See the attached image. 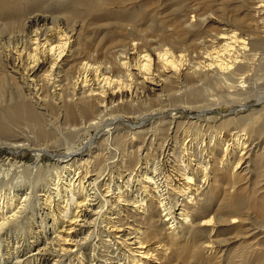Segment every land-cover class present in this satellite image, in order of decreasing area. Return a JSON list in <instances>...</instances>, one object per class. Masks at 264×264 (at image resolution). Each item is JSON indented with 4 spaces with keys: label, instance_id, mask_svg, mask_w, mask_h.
I'll return each mask as SVG.
<instances>
[{
    "label": "bare ground",
    "instance_id": "bare-ground-1",
    "mask_svg": "<svg viewBox=\"0 0 264 264\" xmlns=\"http://www.w3.org/2000/svg\"><path fill=\"white\" fill-rule=\"evenodd\" d=\"M262 50L264 0H0V149L14 153L11 147L22 142L44 152L59 132L101 131L122 114L137 112L140 120L158 111L172 116L151 121L148 143L135 137L141 123L129 125L131 145L135 138L143 143L136 150L141 156L133 166L135 153L124 147L109 164L118 182L103 196L101 213H92L88 188L105 168L100 153L90 164L97 174L71 160L45 178V186L40 183L43 214L51 217L60 252H75L83 228L97 224L118 264H158L159 253V264H264V186L235 191L238 181L224 172L249 164L256 148L261 151L251 165L253 184L264 185V109L259 115L238 111L246 107L250 80H263ZM214 104L236 105L234 115L174 117L182 105L205 114ZM113 132L105 134L99 152L125 144L126 133ZM253 136L263 139L253 145ZM14 194H0V231L25 218L30 196ZM238 240L231 253L228 246Z\"/></svg>",
    "mask_w": 264,
    "mask_h": 264
},
{
    "label": "rangeland",
    "instance_id": "rangeland-1",
    "mask_svg": "<svg viewBox=\"0 0 264 264\" xmlns=\"http://www.w3.org/2000/svg\"><path fill=\"white\" fill-rule=\"evenodd\" d=\"M87 1H89V0H87ZM205 24H206V22L204 23V25ZM262 51L263 52L260 53L261 55H263L262 53H264V50H262ZM260 71H262V70H260ZM257 73L258 74L256 75V78L258 77V75L261 74L259 71H257ZM261 79H263V80H260V79L257 81H255L254 79L250 80V82H252V83H250L251 84V91L249 92V97L243 102L246 107L238 110V111H240V113H249V112L255 110V112L257 111V113H255V114H258V113H260V109L263 113V109H264V76L261 77ZM198 95H200L199 97H203L202 99L206 100L205 95H202L200 92ZM204 96H205V98H204ZM199 99H201V98H199ZM213 99H214V101H213ZM207 101L208 100H206V102ZM211 102L214 103L215 98H212ZM202 103L209 104V102L205 103V101ZM202 103H200V106H202ZM221 105H223V106H221ZM229 105L230 104H227V105L226 104H214V105H211V108H210V106L209 107L206 106L208 109H210V113L205 112V114H201L204 111H202L200 109L198 111L197 109L194 110L191 108L190 109L191 111H190L189 107L182 105L183 106L182 108L180 106V109L174 110V113H175L174 117H176V121H178L177 119H179L180 121L181 120L182 121H190L192 119V121H194L196 119L203 118L205 115H208V116L211 115V117L214 118V120L215 119H223V118H226L228 116L234 115V114H232V112H233L232 109H234L236 107V105L235 106L234 105L229 106ZM184 108H185V110H184ZM200 108H202V107H200ZM161 109L162 108H159V110H161ZM251 109H253V110H251ZM162 112L158 111L155 115L148 116V120H140L141 117L140 118L137 117V115H138L137 112L135 113L136 115L135 114L134 115L122 114L121 115L122 117H115L110 121L109 127L107 128L108 130L103 129L100 131V129H98V131H97V129H90L89 132L76 130L75 133H73V134L72 133L68 134V133H63V132L60 133L59 132L57 140L55 138V139H53V142H49L48 147L44 150V152H39L38 148L29 147L28 145L25 146V144L24 145L22 144V146H21L22 142H20L19 144L16 143L14 145V147H11V148H13V150H15L14 153H12V151H10L7 147L0 149V192L2 194L3 193L7 194L8 192H12L13 194L15 193L13 196H16V193H17V197H23L27 193L28 194L26 196L27 197L30 196L27 198L28 200L25 204L27 208H26V212L24 214H26V216L24 214H22L23 217H25L24 220L22 217L17 218L16 222L18 223L19 226L10 228V226L6 225L5 228H2L0 231L1 232L0 233V242H1L0 243V264H15V263L16 264H27V263H29V264H109L110 259H108V258H112L113 260H111V261H114V264H118L119 262L116 261L117 258L115 257V251L110 247L107 248V246H106L107 242L109 241V237H108V239H106V237H107L106 232L104 230L101 232V230L98 229L100 227L97 224H95V226L91 225L90 228H83V232H85L83 237L80 238L77 248L74 247L72 249L74 251L76 250L75 252H73V251L71 253L70 252L66 253L64 251L60 252L58 244L55 243L57 231L50 226V223H51L50 218L51 217L49 215L43 214L45 212L44 208H46V207L43 208V206L41 205L42 199H43V196H42L43 193L40 190L45 189L43 186L46 185V179L48 177H50L49 175L55 174V172H57L59 170L63 171L62 166L66 162L71 161V160L74 161L73 163L82 164L83 170H85V171L87 170V172L90 173L91 175L97 174L96 173L97 171H94L93 170L94 168L90 164L93 163V159H94L95 154L100 153L99 156L102 155L104 157L103 158L101 156V158L105 162V163L102 162V165L105 168L102 169L100 173H98L99 174L98 179H96V181L93 183V185H91L88 188H90L91 195L92 196L94 195L92 198L93 201L90 202L93 204V205H91L92 206L91 207L92 213H96V212L101 213V211L103 209H105L103 196L109 195L111 193V191L114 192L115 187L117 186V182H118L114 177H111L110 171L108 169L109 166L112 165L114 163V161L116 162V160H118L120 158V155L122 153V149L124 147L127 148V150H129V151H127L128 153H130V154H133V152L135 153L134 155H132V158H133V163H135V165L133 164V166H136V163L139 161L138 159H140V156H141L140 155L141 152L137 153L136 150H137V148L142 147L143 143L149 142L148 140L150 138V133L153 129L152 127H153V125H155L154 124L155 122L151 123V121H155L157 118L166 120L167 118L172 117L168 111H167L168 113L165 111H162ZM187 113L190 115H188ZM195 114H200V115L197 117V116H195ZM125 115H128V116H125ZM134 116H136V117H134ZM137 122L139 124L141 123L140 124L141 126H140V130L137 129V132H139V133L135 134V137H137V139L139 141H141L144 138L143 139L144 141L142 140L143 143L139 142L134 137L136 140L134 138L133 139L136 142H134V140H133L132 141L133 144L131 145V139L132 138L129 137L131 134L130 133L131 128L129 127V125H131L133 123L136 124ZM166 122L167 121H164L162 127H164V128L167 127V125H165V124H168V123H166ZM205 122L206 121H203L202 124L204 125ZM138 123L136 124V126L138 125ZM100 127H102V126H100ZM147 128L149 129V131ZM24 129H25V131L26 130L29 132L31 131L30 129H28L26 127ZM188 130H189V128H188ZM108 131L109 132L114 131L113 135H111L113 137H114V135L115 136L119 135V137H123L126 133L125 137L126 138L129 137V138L128 139H126V138L121 139V141L125 140L124 141L125 144L124 143H120V144L118 143L119 146L116 145L117 143L107 145L106 147H104L103 151L99 152L97 148L99 147L102 139L106 137L105 134ZM116 134H118V135H116ZM139 134H141V135H139ZM146 135H148V136H146ZM138 137L141 139H139ZM191 138H193V137H191ZM251 138L252 137H249V140ZM260 138L263 139L262 136H260ZM260 138L254 139V136H253V138H252L253 140L251 139L252 144L254 145L255 142H258L260 140ZM254 140H255V142H254ZM193 141L194 142L198 141V138L197 139L194 138ZM65 142L73 143V145L76 147L71 148V149H66L65 148L66 147ZM24 143L27 144V142H24ZM263 145H264V143L261 144V146H263ZM194 146H196V144H194ZM118 147H119V149H118ZM149 150H153V149H151L149 147ZM144 151H146V148ZM252 151H253V155L255 153H257V156L254 157V159H253V155H252V159H250L249 164L247 162L244 165H241V166L239 165V167L236 168L237 171H234L233 167L230 168L231 172H234L235 174L237 173L235 175L236 177L235 176L233 177L232 174H230L231 173L229 170L230 166L226 167V169H227L226 171L224 170L229 181H233V180L238 181L236 183V186L233 188L235 191L238 188V189H242L244 191V193H246L248 190L250 191L254 188L262 189V187L264 186L263 183L259 186H255L253 184L254 174L251 171V165H252L254 160L259 158V156H260L259 152L261 150L253 148ZM70 153H72L71 156H70ZM199 153L201 154V151L197 150L198 155H199ZM262 154H264V152ZM197 157L198 156H196V158ZM135 158L137 161L135 160ZM151 158H154V157H151ZM142 159H145V157H143ZM156 162L161 167H163L162 160L160 158H158V160L156 159ZM86 164H88V165L86 166ZM83 166H85V168ZM243 166L245 168H243ZM55 169H57V170H55ZM64 175L65 174L63 172V176ZM217 176L218 177L221 176V173H218ZM91 178H95V176H92ZM211 178H213V177H211ZM228 180L226 179V182H229ZM40 183L41 184L43 183L42 184L43 186H41ZM206 184L207 183H204L202 188H205ZM9 186H11V187H9ZM208 186H209V184H208ZM246 188H247V190H246ZM9 189H10V191H9ZM11 189H13V190H11ZM227 189H228V192L230 189L232 191V188H227ZM107 190H109L110 193L109 192L107 193L106 192ZM97 193H98V195H97ZM60 194H62V193H60ZM218 195H220V191L218 192ZM246 195H249V194H246ZM11 196H12V194H11ZM57 198L58 197H56V199ZM59 200L61 201L60 198L57 199V201H59ZM53 201H55L54 197H53ZM102 204H103V206H102ZM102 207H103V209H101ZM97 208L100 209V211L97 210ZM88 215H90L89 212H88ZM95 216L96 215L92 216L90 219L95 218ZM25 219L27 220V222ZM130 219H132V218H130ZM43 222H45L47 225ZM79 223H81V222H79ZM39 225L42 227H40ZM101 226H103V224ZM40 232H42V234ZM86 233H87V235H86ZM52 239H54V240H52ZM184 242H185V240L183 239L182 243H184ZM240 242H242V240H238L236 243H232L228 246L231 253L234 251L235 247ZM36 243H37V245L39 244V248L41 249V251L37 255L38 256L37 258L35 256V254L37 253L36 249L38 248V246H36ZM161 243H162V240L158 244H161ZM163 243H164V240H163ZM79 245H81V246H79ZM113 247L115 249V246H113ZM173 249L178 255V251H179L180 247H174ZM228 250H227V253H228ZM168 252H169V250H167L165 255H168ZM227 253L223 252L222 255L225 256ZM86 255H89V256H86ZM31 256H32V258H31ZM83 257L84 258L86 257V259L84 260ZM90 257L93 258L95 261L91 262ZM178 257H180V256L178 255ZM157 258H158V261H156V262L158 264H159V261L160 262L164 261V256L162 257L161 253L158 254ZM56 259H57V261H56ZM191 260H193V259H191ZM45 261H46V263H44ZM25 262H27V263H25ZM174 262H173V264H174ZM178 263H179L178 261L175 262V264H178ZM179 264H181V263H179Z\"/></svg>",
    "mask_w": 264,
    "mask_h": 264
}]
</instances>
